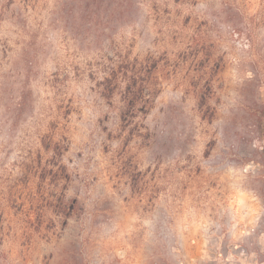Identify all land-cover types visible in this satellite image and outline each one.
<instances>
[{
	"label": "rangeland",
	"instance_id": "374dc122",
	"mask_svg": "<svg viewBox=\"0 0 264 264\" xmlns=\"http://www.w3.org/2000/svg\"><path fill=\"white\" fill-rule=\"evenodd\" d=\"M84 7L0 0V264H264V0Z\"/></svg>",
	"mask_w": 264,
	"mask_h": 264
},
{
	"label": "trees",
	"instance_id": "16d2710c",
	"mask_svg": "<svg viewBox=\"0 0 264 264\" xmlns=\"http://www.w3.org/2000/svg\"><path fill=\"white\" fill-rule=\"evenodd\" d=\"M134 3H135V0H84V4H85L84 10L86 12V16H92L93 14H96L95 16H99L101 14L100 11L102 7H105L106 5L109 9L111 6L115 5V8L117 7L116 9L117 12H119V14L117 15L122 16L128 13V9L131 7V5L133 6ZM104 11L107 12V10H104ZM126 80H127L126 81L127 82V85H126L127 86V96H126L125 104L127 105V109H131V108H134V105H136L137 102H139L137 101V99H134V100L127 99L131 97L130 95H132L131 90L133 88H136L138 84L137 76L133 74L132 76H130V78H127Z\"/></svg>",
	"mask_w": 264,
	"mask_h": 264
}]
</instances>
